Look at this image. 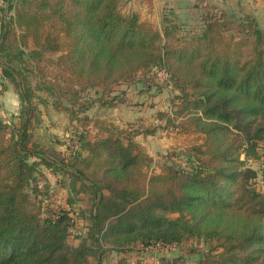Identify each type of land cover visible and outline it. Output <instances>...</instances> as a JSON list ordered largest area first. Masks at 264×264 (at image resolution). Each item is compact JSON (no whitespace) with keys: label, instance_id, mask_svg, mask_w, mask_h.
<instances>
[{"label":"trees","instance_id":"1","mask_svg":"<svg viewBox=\"0 0 264 264\" xmlns=\"http://www.w3.org/2000/svg\"><path fill=\"white\" fill-rule=\"evenodd\" d=\"M121 1L0 0V71L22 101L16 121L0 117V264H105L114 251L174 244L183 232L221 243L192 264H264L260 172L241 159L258 155L264 143V30L252 15L212 10L201 16L200 34L179 41L175 27L125 14ZM19 43L32 46L26 60ZM14 58L68 112L75 131L65 151L32 141L35 91ZM151 69H163L179 92L171 111H157L159 125L120 127L87 113L96 101L125 103L114 95L124 82L159 88L141 75ZM91 89L96 99L86 98ZM158 128L198 133L202 142L170 153L151 172L152 157L136 137ZM51 174L66 188L61 199ZM78 183L90 217L70 246ZM116 264L188 263L121 257Z\"/></svg>","mask_w":264,"mask_h":264},{"label":"rangeland","instance_id":"2","mask_svg":"<svg viewBox=\"0 0 264 264\" xmlns=\"http://www.w3.org/2000/svg\"><path fill=\"white\" fill-rule=\"evenodd\" d=\"M20 0H13L16 4ZM148 3V0H145ZM132 0H122L120 8L125 14L138 13L143 20L149 21L154 26L163 30L164 25L170 24L175 27L174 32L178 40L190 39L197 34H200L203 28L201 20L202 14L212 10H224L229 15H233L236 19H241L245 15H252L257 20L259 28L264 30V0H184L182 7H166L163 10L152 11L149 8L140 9L130 4ZM2 6L8 10V2H3ZM138 10V11H136ZM7 19L13 15V11L6 12ZM8 21V20H7ZM17 35H20V29L16 28ZM19 40V39H18ZM17 48L24 49L26 55L25 60L29 58V51L32 46L24 48L20 43ZM6 60V57L0 55L1 61ZM17 71L26 74L28 81L35 91V114L33 116L34 123L31 127L32 141L46 146H53L56 149L66 150L67 141L71 140V135L75 131V126L71 122L67 111L57 110L53 105L55 97L47 91L40 89V83L31 72L25 71V63H21L18 58H14L10 62ZM151 72V74H150ZM157 74V76L154 73ZM145 74V78L150 76V83H159L157 88L153 86L151 90H147L146 86L139 82L136 84H126L124 82L115 88L114 95H122L125 97V103H119L113 107H106L96 101L88 110V114L92 117L103 118L107 121L120 126L126 127L130 122H138L146 127H154L160 124L157 117V111H171V100L179 93L174 89L169 81L168 74L160 69V71L150 70ZM147 74V76H146ZM21 77H19L20 79ZM147 81V79H145ZM9 87L13 89V84L7 80ZM86 98L96 99L98 95L95 89H91L85 93ZM21 101V99H20ZM87 101V100H85ZM87 105V102H85ZM22 101L20 102V108ZM79 105H77V108ZM38 116V117H37ZM0 117L6 122L15 120L16 115L8 112L0 102ZM16 121V120H15ZM136 140L146 147L152 157L150 164L151 172H160L162 168L169 162L167 158L170 153L178 154L183 152L184 148L189 145L201 143L202 136L198 133L181 134L176 131H166L158 128L154 135H138ZM260 153L256 156L247 158L245 154L241 155V159L245 161L247 166H251L260 172L257 179V187L264 191V143L259 147ZM177 161H182L185 164L186 158H174ZM50 178L53 182L55 197L63 198L66 193L65 186L56 185V177L51 174ZM61 188V189H60ZM78 194L73 201L78 214L76 216V225L72 231V235L68 239V244L74 246L79 243L78 236L84 234L88 228L90 217V203L88 195L83 193L81 183L77 184ZM59 190V193L56 190ZM57 193V194H56ZM45 202V204H47ZM171 218H178L179 214L170 215ZM190 219V215L186 214L182 220ZM182 233V231H181ZM221 243L216 238L199 237L188 232H183L181 239L174 244L157 245L144 247L134 245L132 248L119 252H112L105 258V264H116L121 257H126L132 261L141 258L146 263H156L159 259L166 257L174 259L183 257L186 263L192 264L197 262L208 251L214 250ZM220 249V248H219Z\"/></svg>","mask_w":264,"mask_h":264},{"label":"crops","instance_id":"3","mask_svg":"<svg viewBox=\"0 0 264 264\" xmlns=\"http://www.w3.org/2000/svg\"><path fill=\"white\" fill-rule=\"evenodd\" d=\"M131 1V0H130ZM184 0H148L146 3L145 0H132L130 4L135 7H140V9L149 8L152 11L163 10L166 7L176 8L182 7ZM138 11V10H136ZM5 84V88L3 85ZM0 102L4 105V108L11 112L12 114L18 116L20 114V97L9 87L7 80L3 77L2 72L0 71Z\"/></svg>","mask_w":264,"mask_h":264}]
</instances>
